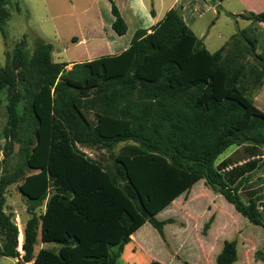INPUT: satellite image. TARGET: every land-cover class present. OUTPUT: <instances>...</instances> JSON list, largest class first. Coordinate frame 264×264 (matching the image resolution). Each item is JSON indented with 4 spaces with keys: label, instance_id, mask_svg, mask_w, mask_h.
<instances>
[{
    "label": "trees",
    "instance_id": "obj_1",
    "mask_svg": "<svg viewBox=\"0 0 264 264\" xmlns=\"http://www.w3.org/2000/svg\"><path fill=\"white\" fill-rule=\"evenodd\" d=\"M108 1L112 29L124 36L128 25ZM12 4L0 0L3 35ZM241 17L264 24V13ZM244 31L255 53L256 41ZM227 44L211 53L187 26L181 6L151 33L137 31L121 54L71 69L53 60L52 44L30 45L24 35L0 67V113L4 91L8 95L4 161L19 147L16 164L0 177L1 256L18 264H122L125 246L146 223L167 243L164 227L173 220L159 221L157 214L201 180L264 228L262 197L242 193L259 161L239 166L236 155L218 164L233 147L264 155V112L247 95L240 50L227 53ZM82 148L107 151L111 162L92 159ZM14 184L27 199L46 203L25 225L23 253L19 227L6 211ZM40 237L58 248L36 253ZM256 257L264 259V246ZM237 261L235 238L216 262Z\"/></svg>",
    "mask_w": 264,
    "mask_h": 264
},
{
    "label": "rangeland",
    "instance_id": "obj_2",
    "mask_svg": "<svg viewBox=\"0 0 264 264\" xmlns=\"http://www.w3.org/2000/svg\"><path fill=\"white\" fill-rule=\"evenodd\" d=\"M115 1L118 5L125 7V0ZM130 1L133 3L135 13L140 15L141 22L146 23L152 17L151 5L148 11H145L141 7L145 3L144 0L143 2L140 0ZM159 1L161 0H156V2ZM173 1L166 0L165 2L170 3ZM246 1L223 0L221 8L218 9L219 14L213 10H205L206 13L201 20L202 25L197 34L199 36L201 33L207 35L205 43L211 53L220 50L227 42V53L237 49L240 50L239 61L245 65L247 73V78L243 81L247 89V95L254 101L256 106L264 109V24L254 23L240 17V15L263 14L264 0L256 2L253 6L248 3L251 0ZM12 2L13 4L10 6L12 17L5 27L6 34L3 35L0 30V67L6 65L8 57L13 54L17 42L24 35L28 37L30 45H35L40 40L52 44L54 47L53 60L56 63H66L71 60L81 59L84 55L90 54V51L96 47L95 41L87 46L79 43L78 38H91L92 33L100 34L102 32L101 27L104 24L107 26L106 33H109V37L100 36V40H103L105 46H107V41L120 46L130 43L135 33V26L127 13L128 9H125V11L130 31L123 37H119L115 33L112 29L115 17L112 13V5L108 0H12ZM243 30H245L244 35L246 37L256 41L255 53H250L251 46L242 37L243 33H239ZM237 33L240 40H231ZM237 40L240 41L239 44H237ZM237 45L239 46L236 47ZM2 100L3 105L0 113V177L3 174L4 168L8 166L12 167L16 164V154L19 149L16 146L15 155L11 159L4 161L6 141L2 133L8 120L6 109L8 95L6 91L2 95ZM18 111L22 113V104L18 107ZM91 117L93 118V115ZM233 148L226 151L220 158L229 154ZM90 150L85 152L90 158L100 160L105 164L111 162V154L109 152ZM45 208V202L31 201L24 197L19 191V184H14L8 188L6 211L12 216L16 224L22 226L23 237L24 228L32 216L31 213L42 214ZM248 224L249 228L256 227L249 222ZM204 233L203 229L198 231V228H193L191 231L194 237H201ZM39 235H41V230ZM4 243L5 239L0 232V264H18L19 259L1 256ZM39 243L37 248H39ZM50 245L52 249L53 247L57 248L55 244ZM167 251L171 252V249L168 248ZM210 260H212V257ZM141 261L144 260L141 259Z\"/></svg>",
    "mask_w": 264,
    "mask_h": 264
},
{
    "label": "crops",
    "instance_id": "obj_3",
    "mask_svg": "<svg viewBox=\"0 0 264 264\" xmlns=\"http://www.w3.org/2000/svg\"><path fill=\"white\" fill-rule=\"evenodd\" d=\"M125 1V7L118 5L116 1L115 3L128 25V32L130 27L125 9L129 10L127 13L135 26V35L139 30H146L151 33L152 29L165 18L171 9L181 6L187 26L203 41L206 48L207 35L201 33L199 36L197 34L202 25L201 20L206 13L205 10H213L219 14L218 9L221 8L223 3V0H174L170 3H166V0L159 2L144 0L145 3L141 7L143 10L148 11L151 5L152 17L146 23H142L140 15L134 11L133 3L130 0ZM140 1L143 2V0ZM242 1L247 2L246 0ZM258 1L262 0H251L248 3L253 6ZM101 29L100 34L92 33L91 38L80 39L77 37L79 43L87 46L95 41L96 47L90 51V54L84 55L83 58L66 62L69 64L68 69H71L77 63L119 55L130 47L132 41L121 46L107 41V46H105L103 40H100V36L109 37V33H106L107 26L105 24L102 25ZM260 109L264 112V109ZM82 150L86 152L90 149L82 148ZM262 154H264V150ZM236 155L239 166L250 160L256 159L259 161L257 168L248 173L249 179L244 184L242 193L255 194L254 198L262 197L260 204L264 213V155L256 153L249 156L244 153L242 148H233L229 154L220 158L218 164ZM230 169L232 167L227 170ZM241 216L224 196L215 194L206 186L205 180H201L157 214L159 221L173 220V223L166 224L164 227L167 243L150 223H146L131 236V242L125 246L121 258L122 264H152L155 262L161 264H217V257L222 252L225 243L235 238H238V261L234 264H264V259L256 257L257 252L264 246V228L257 226L249 228L248 220ZM207 224H210V227L203 236L194 237L191 234L193 228H198V231L205 230ZM18 227L22 231V226L18 225ZM38 242L40 243L36 253L42 248L52 249L50 244L42 243L41 237ZM57 248L53 247L54 250ZM168 248L171 249V252L167 251ZM211 257L212 260H210ZM141 259L144 261H141Z\"/></svg>",
    "mask_w": 264,
    "mask_h": 264
},
{
    "label": "built area",
    "instance_id": "obj_4",
    "mask_svg": "<svg viewBox=\"0 0 264 264\" xmlns=\"http://www.w3.org/2000/svg\"><path fill=\"white\" fill-rule=\"evenodd\" d=\"M19 231H20V236H19V251L21 253H23L22 245H23L24 237H23L22 231L20 229H19Z\"/></svg>",
    "mask_w": 264,
    "mask_h": 264
}]
</instances>
